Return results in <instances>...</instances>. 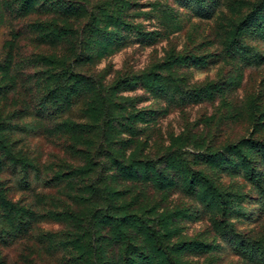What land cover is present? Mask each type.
Segmentation results:
<instances>
[{"label":"rangeland","instance_id":"rangeland-1","mask_svg":"<svg viewBox=\"0 0 264 264\" xmlns=\"http://www.w3.org/2000/svg\"><path fill=\"white\" fill-rule=\"evenodd\" d=\"M0 264H264V0H0Z\"/></svg>","mask_w":264,"mask_h":264},{"label":"trees","instance_id":"trees-1","mask_svg":"<svg viewBox=\"0 0 264 264\" xmlns=\"http://www.w3.org/2000/svg\"><path fill=\"white\" fill-rule=\"evenodd\" d=\"M251 143H255V140H249ZM245 141L244 140H240L238 143H234V144H230L229 147L231 148H239L241 145H244ZM263 145V143H261ZM250 162H254V161H250ZM148 231L150 232V234L154 237L155 241L160 242L159 237L157 236V233L155 230H153L152 228L148 227L147 228Z\"/></svg>","mask_w":264,"mask_h":264}]
</instances>
